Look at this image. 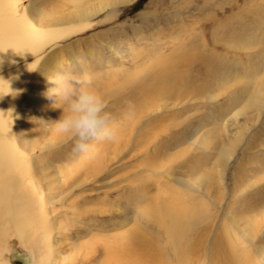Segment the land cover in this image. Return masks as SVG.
I'll list each match as a JSON object with an SVG mask.
<instances>
[{"label": "rangeland", "instance_id": "374dc122", "mask_svg": "<svg viewBox=\"0 0 264 264\" xmlns=\"http://www.w3.org/2000/svg\"><path fill=\"white\" fill-rule=\"evenodd\" d=\"M106 2L0 0V264H235L225 234L264 264V0ZM61 69L118 123L95 155L56 126Z\"/></svg>", "mask_w": 264, "mask_h": 264}, {"label": "clouds", "instance_id": "9594fccd", "mask_svg": "<svg viewBox=\"0 0 264 264\" xmlns=\"http://www.w3.org/2000/svg\"><path fill=\"white\" fill-rule=\"evenodd\" d=\"M48 80L53 86L46 95L54 97L56 106L63 108L56 126L71 141L73 155H95L94 142L117 138L118 123L107 111L102 96L91 86L86 71L77 73L61 69L54 76H48Z\"/></svg>", "mask_w": 264, "mask_h": 264}, {"label": "bare ground", "instance_id": "6f19581e", "mask_svg": "<svg viewBox=\"0 0 264 264\" xmlns=\"http://www.w3.org/2000/svg\"><path fill=\"white\" fill-rule=\"evenodd\" d=\"M117 1L118 0H107L106 4H109L110 5L111 3L117 2ZM124 1L125 2H129L130 0H122V2H124ZM101 6H103L102 3H101ZM20 50H19V52H20ZM28 50L32 51L33 49L23 50V51L20 52V54L22 56H28V55L32 54V53L27 52ZM13 59L16 60L17 58L15 57ZM6 62L7 61L1 62V66L0 67H4V66L8 65V64H6ZM167 73H169V72H167ZM152 88H153V86H152ZM161 90H162L161 91V94L162 95H166L167 88L164 87ZM169 91L170 90H168V92ZM260 94L264 96V90L261 89ZM0 101H2V99ZM3 146L4 145L0 144V157L1 156H6V155L7 156L10 155V149L6 150V149L3 148ZM33 180L34 179H31L32 182H33ZM22 181H24V180H21V177H19L18 175H16L14 168L12 169L9 166H6V168H3V167L0 166V187H2V188H0V207L2 205L4 206L3 207L4 208V212H8L10 210V208H11L10 204H11V199H12V196H13V193H14L13 192V190H14L13 186H15V185L20 186V183ZM64 181H65V179H64ZM174 214H177V212H175ZM172 216L173 215H170L169 214V217H172ZM186 222H189V221H186ZM161 223H164V221L161 222ZM181 225H182L181 224V221L178 220V218H176V217L175 218H172L171 221H170V223L168 224V232L171 234V237H170L171 238V241H170V243L173 245V250H172V253L173 254L174 253L175 254H178L176 252L178 250V244H180V238L179 237H185L186 236V231L185 230H182V226ZM221 237H223L224 238V241L227 242V252H228V259H229V261L232 262V263H235V264H244L243 263V260L237 254V251H236L237 246H236V244L234 242H231L230 241L231 235L230 234H225L224 236H221ZM137 241L139 242L138 244L140 246H143L141 240L136 239V243H137ZM221 241H223V240H221ZM180 251H181V249H180ZM239 254H240V252H239ZM178 256L180 258H182L181 255H178Z\"/></svg>", "mask_w": 264, "mask_h": 264}, {"label": "water", "instance_id": "95a60500", "mask_svg": "<svg viewBox=\"0 0 264 264\" xmlns=\"http://www.w3.org/2000/svg\"><path fill=\"white\" fill-rule=\"evenodd\" d=\"M14 264H21V261H14Z\"/></svg>", "mask_w": 264, "mask_h": 264}]
</instances>
